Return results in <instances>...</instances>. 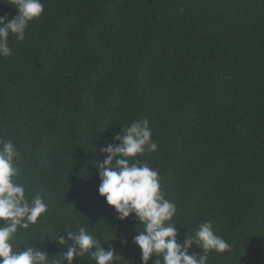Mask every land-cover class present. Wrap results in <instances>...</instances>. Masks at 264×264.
Returning <instances> with one entry per match:
<instances>
[{"label": "trees", "instance_id": "trees-1", "mask_svg": "<svg viewBox=\"0 0 264 264\" xmlns=\"http://www.w3.org/2000/svg\"><path fill=\"white\" fill-rule=\"evenodd\" d=\"M41 2L0 57V138L21 154L14 179L48 206L17 240L59 256L67 230L116 232L126 244L102 246L141 264L132 237L142 225L98 194L95 165L106 139L147 119L157 149L137 159L176 205L177 242L211 221L231 247L207 252V264H264V0ZM10 3L0 0L8 19ZM78 262L95 264L90 254Z\"/></svg>", "mask_w": 264, "mask_h": 264}, {"label": "clouds", "instance_id": "clouds-1", "mask_svg": "<svg viewBox=\"0 0 264 264\" xmlns=\"http://www.w3.org/2000/svg\"><path fill=\"white\" fill-rule=\"evenodd\" d=\"M10 4L17 14L11 19L0 15V57L12 53L8 46L10 34L22 41L29 22L44 10L41 0H11ZM156 149L147 119L121 126L111 141L106 139L99 148L100 153L106 155L95 165L100 180L98 194L114 208L118 219L124 220L133 214L138 225H142L140 230L135 228L137 234L132 237L140 250L141 264H148L150 259H153V264H207V252L223 253L231 245L214 233L212 222L207 220L199 224L193 234L185 233L183 243L177 242L178 228L170 223L176 213V205L165 198L158 172L137 159ZM20 155L11 140L0 138V220L5 222L0 226V264H64L65 261L72 264L74 258L85 254H90L95 264H120L122 258L128 260L111 245L107 249L102 246V242L110 240L126 244L127 241L116 232L114 238H97L85 227L75 232L67 230L66 235L55 240L61 246L67 245L66 251L59 256H49L41 248L29 244V240L18 241V230L29 229L30 225L36 224L48 207L40 195L29 198L24 185L14 179L18 174L15 165ZM21 244L23 249L19 247ZM193 244L201 248L203 254H190L188 249Z\"/></svg>", "mask_w": 264, "mask_h": 264}]
</instances>
